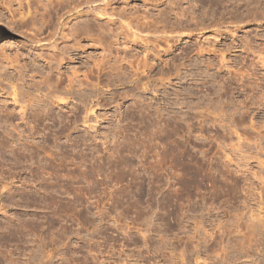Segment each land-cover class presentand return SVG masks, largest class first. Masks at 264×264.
I'll return each instance as SVG.
<instances>
[{
	"label": "rangeland",
	"instance_id": "374dc122",
	"mask_svg": "<svg viewBox=\"0 0 264 264\" xmlns=\"http://www.w3.org/2000/svg\"><path fill=\"white\" fill-rule=\"evenodd\" d=\"M6 1L0 264H264V0L109 2L110 42L82 35L51 71L58 28L95 4Z\"/></svg>",
	"mask_w": 264,
	"mask_h": 264
},
{
	"label": "bare ground",
	"instance_id": "6f19581e",
	"mask_svg": "<svg viewBox=\"0 0 264 264\" xmlns=\"http://www.w3.org/2000/svg\"><path fill=\"white\" fill-rule=\"evenodd\" d=\"M68 2L69 1H71V2H73V1H75V0H67ZM128 1H135V0H79L78 2H76V5H75V7L73 8V9H80V6L82 5V4H87V3H94L95 5H93V6H91L89 9H83L82 7V10L80 9V10H78V11H75V17H73V19L74 20H77V19H80V21H76L74 24H73V26L69 29V30H67V26H66V24L64 23H62V22H60V24H61V26H60V28H58V30L59 31H57L58 32V34H59V37L57 38V40H58V42L56 43V44H53L54 45V47H53V49H54V51H56V53H57V55H58V57H55V56H52V58L51 59H49L45 64L48 66V68H49V70L51 71V69H52V65H53V61L55 62V66L56 67H58V68H60V69H62V66L63 65H67L68 63H70L72 60H74L76 57H78V55H79V52H78V50L80 49V48H78L77 47V45H78V42H79V40H81L82 38H80L82 35H84V37L85 36H87V35H91V36H95L96 38H95V40L94 41H96L98 44H102V40L101 39H103L104 40V38L106 39V37H107V40L109 39V37H111L114 33L113 32H111L112 31V28L110 29H105V27L103 28L100 24H98L97 22H96V20L97 21H99L98 20V18L100 17V15H102V13L103 12H105V11H107L108 10V8H109V6H108V3L109 2H115V4L117 3V2H121V3H125V2H128ZM143 1V0H142ZM147 3H148V1H153V0H145ZM154 1H156V0H154ZM251 1V0H250ZM253 1V0H252ZM255 1V3L256 4H260V6H262L261 4V1L262 0H254ZM7 3L6 4H9L10 5V7H11V3H14L15 2V0H9V1H6ZM16 2H18L17 0H16ZM180 2H178V3H176V2H169L168 3V9L169 10H167V8L166 9H164V10H159L158 12H159V16L160 17H165L166 19L167 18H169L170 16L172 17H176L177 15H179V17H187V13H189V11H188V9H192L193 10V8L191 7V6H189L188 5V8H181V6H179L180 4H179ZM255 3H254V5H255ZM5 3H4V5H6ZM20 2H18L15 6V8H9V6H7L8 8L6 9V7L4 6L3 7V9H5L7 12H8V14H11L12 16H13V14H16V12L18 13L19 12V10H18V8L19 7H21L20 5ZM57 5L56 6H58V3H56ZM162 4H164V2H162V1H160V2H158L157 4H155V5H162ZM248 4V3H247ZM2 5V4H1ZM29 5V4H28ZM146 5H148V4H146ZM152 6H155V5H153V4H151ZM149 6V5H148ZM169 6H171V7H169ZM249 6V5H248ZM264 6V5H263ZM13 7H14V5H13ZM28 7H30V6H28ZM112 7V6H111ZM110 7V8H111ZM252 7V6H251ZM254 7V6H253ZM257 7H258V5H257ZM256 8V7H255ZM254 8V9H255ZM29 9V8H28ZM27 9V10H28ZM55 9V8H54ZM111 9H113V8H111ZM111 9H109V11L111 10ZM3 11V10H2ZM108 11V12H109ZM251 11V10H250ZM253 11V10H252ZM255 11H256V9H255ZM91 12L92 13H94L93 15H91ZM147 12V11H146ZM3 12H1V14H2ZM21 13V10H20V12L18 13L20 16L22 15V14H20ZM148 13V12H147ZM146 13V14H147ZM254 13V12H253ZM145 14V13H144ZM186 14V15H185ZM189 14H192V12L191 13H189ZM194 14V13H193ZM192 14V15H193ZM95 15H97V16H99L98 18H97V16H95ZM105 15H107L106 13H105ZM176 15V16H175ZM191 15V16H192ZM91 16H93V17H91ZM149 16V15H148ZM156 16V15H155ZM194 16V15H193ZM192 16V17H193ZM257 16V15H256ZM14 17V16H13ZM12 17V18H13ZM146 17V16H145ZM190 17V16H189ZM140 18H143V17H140ZM256 18V17H255ZM254 18V19H255ZM261 18H262V16H261ZM19 19H21V17H19L18 18V20H14V22H12L13 24H14V27L16 26V27H25V29H26V27L27 28H29V29H32L34 32L36 31V29H34L33 28V24L34 23H32V19H30L29 20V22L28 21H21V20H19ZM27 19V18H26ZM101 19V18H100ZM148 19V18H147ZM158 19V18H157ZM160 19V18H159ZM180 19V18H179ZM178 19V20H179ZM192 19V18H191ZM141 20V19H140ZM146 20V19H145ZM177 20V19H176ZM187 20V19H186ZM136 21V20H135ZM164 21V20H163ZM180 21V20H179ZM70 22V21H69ZM109 22V21H108ZM139 22V21H138ZM136 23V22H135ZM143 23V22H142ZM12 24V25H13ZM112 24V23H111ZM140 23H138V27L140 26H142V25H144V26H146V24L148 25V21L146 22V23H143V24H140ZM114 25V24H113ZM32 26V27H31ZM136 26V27H137ZM150 26H152L151 24H150ZM149 26V27H150ZM124 27H125V25H124ZM128 27V26H127ZM153 27V26H152ZM162 27V29L164 28L165 29V27H166V25L164 24V25H162L161 26ZM67 30V32L65 33V31ZM113 33V34H112ZM33 37V36H32ZM78 38H80L79 40H78ZM108 42H110L109 40H108ZM107 43V42H106ZM103 45H104V43L102 44V47H103ZM108 46V45H107ZM110 47V46H109ZM104 48V47H103ZM103 48H101V50L102 51H105L106 52V50H103ZM105 48H107V47H105ZM150 49V48H149ZM147 51V50H146ZM104 52V53H105ZM53 54H55L54 52H53ZM108 54H110V52L108 53ZM144 54H145V52H144ZM143 57H145L143 60V62L145 63V61H147V54H145ZM103 58H104V55H101V61H103ZM115 58V57H114ZM116 59V58H115ZM101 61H99L98 63H96V64H93L95 67H98V68H100V66L102 65V63H101ZM117 62V61H116ZM122 62V61H121ZM139 62V61H138ZM107 63V62H106ZM143 63V64H144ZM149 63V62H148ZM147 63V64H148ZM165 63V62H164ZM111 65H113V63L111 64ZM130 65V64H129ZM93 66V67H94ZM123 66V65H122ZM140 66V65H139ZM147 65H145V67H146ZM149 66V65H148ZM101 67H103V66H101ZM118 67H119V65H118ZM151 67V66H150ZM149 67V68H150ZM143 68H144V66H143ZM148 68V67H147ZM152 68H153V66H152ZM151 68V69H152ZM139 69V68H138ZM149 70V69H148ZM137 71V70H136ZM74 73V72H73ZM72 72L70 73L71 75H74ZM17 74H19V73H17ZM70 75V76H71ZM7 76V75H6ZM5 76V77H6ZM10 76V75H9ZM68 77H69V75H67ZM66 75H65V73H62L61 75H59V80L60 81H63V80H65V79H67L66 81H68V88H70V89H72L73 88V86L75 85L74 83H79L80 82V80H79V82L77 81V78H75V77H70V78H68ZM11 77V76H10ZM10 77H7V78H10ZM19 77H21V74H20V76ZM19 77H18V79H19ZM67 77V78H66ZM13 77H11V79H12ZM17 78V77H16ZM21 79V78H20ZM23 81V80H22ZM76 83V84H77ZM74 84V85H73ZM33 85V82L32 83H30V86H32ZM23 86H24V83H23ZM30 89V88H29ZM67 90V93H64V94H71V90ZM76 92V91H75ZM75 92L73 93L72 92V94L73 95H75ZM78 92H81V90L79 91L78 90ZM76 93V98L77 99H79V102L80 103H85L86 101H85V98H84V101H83V99L81 100L80 98L81 97H83V96H85L86 94L84 93V92H82V93ZM71 94V95H72ZM83 94V95H82ZM85 94V95H84ZM87 96V95H86ZM87 98V97H86ZM263 219V218H262ZM260 220L261 222H259V220L258 221H256V223L257 222H259V223H261V228H262V232H263V234H264V220ZM256 225V224H255ZM257 225H259V224H257ZM259 226V227H260ZM262 238L264 239V235L262 236ZM228 241V240H227ZM226 244H229L228 242L226 243ZM230 245V244H229ZM240 245H242V244H240ZM231 247V246H230ZM243 247V245L241 246V248ZM240 248V247H239ZM240 248V250L239 251H242L243 249H241ZM251 248V246H248L247 247V249L245 250V253L244 254H242V256L241 257H243V255L245 256V257H251V256H249V249ZM229 249V248H228ZM238 252V251H237ZM227 253V252H226ZM225 253V255H223L224 256V258H223V261L220 259L219 261L220 262H222V263H224V264H228V262H233V260H228V259H230V257L227 255ZM237 254H239V252L237 253ZM240 254H241V252H240ZM239 254V255H240ZM245 254H247V255H245ZM229 258H228V257ZM231 256V255H230ZM236 256H238V255H236ZM228 258V259H227ZM234 258V257H233ZM240 258V257H239ZM238 259V258H237ZM228 260V261H227ZM231 262V263H232ZM221 263V264H222ZM244 263V262H243ZM215 264H216V262H215ZM230 264V263H229Z\"/></svg>",
	"mask_w": 264,
	"mask_h": 264
}]
</instances>
